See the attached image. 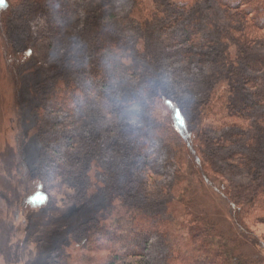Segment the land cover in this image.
<instances>
[{
  "label": "trees",
  "instance_id": "1",
  "mask_svg": "<svg viewBox=\"0 0 264 264\" xmlns=\"http://www.w3.org/2000/svg\"><path fill=\"white\" fill-rule=\"evenodd\" d=\"M85 1L0 0L6 73L14 85L23 74L39 76L33 93L39 104L31 113L42 159L33 173L67 172L75 200L90 204L99 199V183L83 170L85 160L96 162L105 151L120 155L117 149L124 154L116 163L104 162L111 172L108 183L100 184L110 197L106 214H86L70 235L77 252L87 253L65 264H114L127 257L152 264H253V255L241 249L245 244L261 248L264 238L258 229L264 223V80L244 70L250 50L264 45V0H122L118 8L90 14L63 51L42 65L67 18ZM21 27L25 49L10 41ZM126 51L135 53H128L129 63L142 75L136 84L116 86ZM98 95L103 102L81 128V147L73 157L66 147L74 131L53 114H63L72 125L88 114L91 98ZM155 99L163 102L165 114L156 112ZM206 127H231L222 138L229 145L215 149L217 141L206 135ZM21 135H16L20 147ZM209 142L211 164L204 153ZM62 145L64 151L52 156L51 150ZM245 147L249 154L234 165L232 158H241ZM142 161L169 178L168 185L161 182L167 195L158 197L147 184L131 182ZM116 164L123 171H114ZM21 170L26 190L31 172ZM237 175L241 181L222 190L235 226L227 236L199 201L208 177L234 180ZM49 200L39 181L21 202L29 208Z\"/></svg>",
  "mask_w": 264,
  "mask_h": 264
},
{
  "label": "rangeland",
  "instance_id": "2",
  "mask_svg": "<svg viewBox=\"0 0 264 264\" xmlns=\"http://www.w3.org/2000/svg\"><path fill=\"white\" fill-rule=\"evenodd\" d=\"M121 3L122 0H86L83 2L78 11L67 18L66 26L60 35L54 39L52 49H49L47 54L43 56L42 65L50 64L52 57L59 55L63 51L70 37L78 31L90 14L101 12V10L118 8ZM7 8H9V4ZM14 18L16 19V16H12V21H14ZM37 19L40 21L42 18L38 17ZM13 32L12 36H10L11 43L15 48H24L25 42L22 33L25 30L21 27L19 30L17 29V31ZM5 42L6 39L0 33V264H65L70 257L77 256L78 254V257L81 258V254L85 255L87 253L84 250L80 251V253L77 252L76 246L70 241V235L73 229L82 222L86 214L87 217H100L106 214V208L109 206L106 203L110 201V197L101 192L100 184L108 183L107 180L111 172L109 171L110 168L107 169L104 166V162L110 160L116 163V161L124 157V154L121 153V150L117 149L114 151L120 153V155L112 154L111 152L105 153V151L96 156L98 159L96 162L91 157L85 160L89 162H85L83 170L86 169L87 173L91 172L95 183H99V187L96 188L100 192L99 199L90 204H87V202L81 204L75 200L76 191L69 180H67V172L48 176L42 173L38 176L35 172L33 173L35 166L42 159L40 155L42 152L40 147L42 141L37 134L36 124L34 123L35 119L31 113L39 104V95L35 96L33 94L39 76L37 71L23 74L19 84L14 85L8 73H6L4 58ZM257 45L259 46L250 50V62L249 65L245 66L244 71L247 75L252 76V78L260 77L264 80V47H261L264 45ZM239 51L237 49V53ZM128 53L135 55L134 52L128 51L123 55V59H127L124 60L126 65L120 66L116 71L117 76L114 81L116 86L117 84L122 87L128 84H136L137 80L140 79V75H142L137 65L129 63L131 62V58H129ZM234 54H236V51ZM37 55L42 57L44 54L40 55L37 52ZM249 84L252 85V82ZM247 89L250 90V88ZM253 89L255 88L252 87L251 90ZM91 100L92 102L87 108L88 114L79 121H73L72 125L67 124L70 122V119L63 116V114H53L54 116L61 117L63 119L62 122L66 123L65 126L71 127L74 131L73 140H70L66 147L73 157L76 156L81 147L82 141L79 135L81 128L92 119L91 116L93 115V111L96 110V106H99L103 102L99 95L93 96ZM155 101L154 108L156 112L165 114L167 110L163 102L156 99ZM128 110L130 112L134 111L133 108H129ZM190 114L194 115L193 112ZM187 115L190 117L189 114ZM57 127L63 128L64 125L60 123ZM195 128V125L191 126V129ZM230 128L227 127L226 130L225 127L205 128L206 135H211L210 139H216L217 141L214 144L217 146L215 149H220L222 145H229V141L222 142V138ZM237 129L239 132L238 127ZM18 134H22L20 136L22 147H20L21 144L20 146L18 144L16 136ZM204 149L206 159L211 164L215 156L212 155V151L210 150V142L204 145ZM231 149L233 150L234 147ZM241 150V158L235 156L232 158L233 164L236 166L239 165V161L245 158L250 151L247 147ZM62 151H64L63 145L56 150H51V155L56 156L57 153ZM142 162L143 166L141 170L135 175H130V179L136 178L137 180H132L131 182L134 181L136 185H139V182L142 185L147 184L153 191L157 192L158 197L167 195L161 182L168 185L169 178L157 174L156 170L150 168L147 162ZM93 166H96L94 170ZM21 169L31 172L30 178L26 182L28 188L26 190L22 184L24 179ZM114 171H123V169L116 164ZM245 177L247 176L245 175ZM235 178L237 179L231 180L229 177H216L215 179L208 177L203 182L205 187L204 193L199 201L203 210L213 216V220L219 226L218 228L223 230L227 236L231 235L235 226L230 209L228 208V202L222 190L224 186H233L235 180L241 181L239 175L235 176ZM39 181H41L43 189L49 195L50 200L41 207L24 208L21 201L25 191L34 192L38 187ZM166 202L163 198V201L159 203L162 211L166 209ZM230 225H233V227L230 228ZM258 229L264 236V223L259 224ZM261 241V248L258 249L248 244H245L244 247L242 245V251L253 255V264L258 263V260V264H264V238ZM98 242L94 239L92 244L96 245ZM135 242L139 244L138 240H135ZM89 254L94 256L99 255L96 252H90ZM73 264H77V262L74 261ZM78 264L80 263L78 262ZM114 264L152 263H146L140 257H127L116 260Z\"/></svg>",
  "mask_w": 264,
  "mask_h": 264
}]
</instances>
